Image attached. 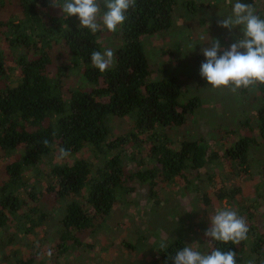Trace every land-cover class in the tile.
Listing matches in <instances>:
<instances>
[{
  "label": "trees",
  "instance_id": "obj_1",
  "mask_svg": "<svg viewBox=\"0 0 264 264\" xmlns=\"http://www.w3.org/2000/svg\"><path fill=\"white\" fill-rule=\"evenodd\" d=\"M51 2L0 0V244L13 247L19 235L32 247L28 253L15 249L4 262L56 264L63 256L75 260L83 248L93 249L108 228L118 226L120 204L139 199V189L160 206L164 200L158 187L178 181L181 191L196 195L205 208L212 196L240 206L238 215L248 225V238L239 245L204 237L203 253L232 250L237 264H264V212L258 211L257 201L249 203L236 181L225 183L228 176H249L255 151L264 155V85L232 92L249 103L252 96V111L233 117L232 129L218 126L213 143L199 135L178 137V131L194 123L201 100L187 94L175 77L156 78L145 46L149 38L173 28L177 7L180 16L190 17L200 6L222 5L228 16L229 0H136L115 33L80 28L76 17L51 13ZM242 2L264 18V0ZM100 7L102 15L103 0ZM226 34H232L227 43ZM105 36L115 44L106 47L113 50L114 63L100 72L92 66L91 53L101 51L98 39ZM220 36L222 54L242 34L237 27ZM67 62L78 69L80 82L67 83ZM122 120L126 126L113 133ZM60 147L70 150V157L89 151L92 158L53 162ZM40 166L47 167L41 174ZM221 167L228 172L216 187L214 175ZM28 171L36 172L37 181L27 178ZM178 201L171 204L168 218L181 212ZM177 238L168 240L166 251L154 246L149 264H172L171 257L188 245ZM129 239L122 245L134 254L137 245Z\"/></svg>",
  "mask_w": 264,
  "mask_h": 264
},
{
  "label": "rangeland",
  "instance_id": "obj_2",
  "mask_svg": "<svg viewBox=\"0 0 264 264\" xmlns=\"http://www.w3.org/2000/svg\"><path fill=\"white\" fill-rule=\"evenodd\" d=\"M220 4H223V2ZM51 5L53 8L48 7L51 13H61V5H56V7L53 4ZM221 6L214 5L211 9L200 6L194 15L190 17L180 16L182 11L177 7L173 28L162 35L149 38L145 45L146 52L150 56V65L157 72L155 73L156 78L175 77L180 80L187 94L191 96L197 95L201 100L202 107L196 115L194 123L189 124L185 132L178 131V137L186 136L192 138L199 135L207 139L208 142L213 143L219 136L218 126L223 129H232L234 127L233 117L239 114H246V112L251 113L252 111V104H254L252 96L248 97L249 103L245 99L239 100L229 90L209 91L206 88L208 85L199 76L200 65L204 62L201 49L210 47L212 40H221L220 34L228 31L218 26L219 20L225 18L227 13L224 7ZM43 11H46V8H43ZM230 36L232 34L225 35L226 43L229 42ZM98 42L100 43L101 52L107 46L110 48L111 43L106 40V36L100 37ZM67 63L64 71L68 75H63L67 83L76 84L80 82L78 69L72 68L74 67L72 63ZM163 68H166V70L158 72V69L161 70ZM122 125L126 126L125 120L113 126V133H118ZM57 155L58 153L54 154L53 162L60 163L64 160H73L78 156H84L88 159L92 158L89 151L82 152L74 157H68L62 161L56 158ZM263 158V153L255 151L249 158L252 162L249 176L236 178L235 180L228 176L227 181L225 180L227 184L236 181L234 183L242 190V194L251 200L249 201L250 204L254 205L253 202L257 201L259 212H264ZM1 163H3V160L0 158ZM44 168L46 169L47 167L44 166ZM45 169L40 166L39 174L43 173ZM227 172V167L217 168L214 175L216 187L222 184L220 179H224ZM27 178L29 180L34 179V182L38 179L34 171H28ZM181 188L182 185L178 181L167 186L158 187V197L164 200L160 206L155 205L153 199H149L145 195L142 196L145 190L139 189L137 192L139 199L134 198V201L120 204V211L123 213L118 226L113 229L108 228L107 231L103 232L96 239V242L93 243V249L83 248L75 260L69 256H63L59 258L56 264H149L155 252L154 246H158L161 241L168 244L169 239L178 237L187 240L188 245H200V240L205 237L204 232L208 228L209 220L216 209L226 207L237 211V213L239 212L240 206H231L227 199L218 202L212 195L211 206L205 208L196 195L182 192ZM178 200L182 203L177 204L179 212H181L174 219H170L168 216L170 213L172 214L170 211V208L172 209L171 204L179 202ZM241 203L244 205V202L241 201ZM172 220L173 223L171 222ZM18 236L16 235L17 240L13 247L0 244V264H8L7 260L4 262V258L13 253L15 249H20L24 253L26 250V253H28V249L32 248L24 245L23 241L18 239ZM137 236L142 237L144 240L146 238V241L143 243L140 239L138 242ZM38 237L43 238L40 231H38ZM123 239H129L137 245L133 251L134 254H130V250L125 245H122ZM41 244H44V242H41ZM41 244H38V246ZM41 247L42 249L44 248V251L46 250L44 245H41ZM21 255H23V252H21Z\"/></svg>",
  "mask_w": 264,
  "mask_h": 264
},
{
  "label": "clouds",
  "instance_id": "obj_3",
  "mask_svg": "<svg viewBox=\"0 0 264 264\" xmlns=\"http://www.w3.org/2000/svg\"><path fill=\"white\" fill-rule=\"evenodd\" d=\"M100 3L101 0H63L60 10L65 18L76 17L80 28L92 33L101 30L115 33L126 21L128 10L135 7L136 0H103L105 10L102 15ZM229 3L231 13L220 19L218 26L229 32L238 27L242 36L222 54L218 39L212 40L210 47L201 49L204 62L200 65L199 76L212 92L228 89L235 93L264 85V18L256 14L252 4L242 0L234 3L229 0ZM52 4L56 7V0H52ZM91 63L100 72L107 71L114 63L113 50L93 51ZM42 143L47 147L49 141L45 139ZM70 155V150L60 147L56 158L62 161ZM248 232L246 220L237 211L225 207L216 209L204 236L209 241L239 245L248 238ZM167 248L164 241L159 243L160 250ZM171 259L172 264H237L234 251L214 248L210 253H203L199 244L185 245Z\"/></svg>",
  "mask_w": 264,
  "mask_h": 264
}]
</instances>
